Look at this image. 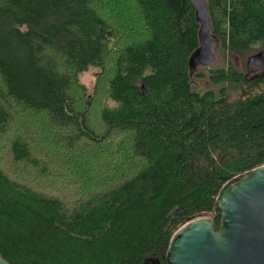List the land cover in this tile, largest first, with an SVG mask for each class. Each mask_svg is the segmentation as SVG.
<instances>
[{
	"label": "trees",
	"instance_id": "trees-1",
	"mask_svg": "<svg viewBox=\"0 0 264 264\" xmlns=\"http://www.w3.org/2000/svg\"><path fill=\"white\" fill-rule=\"evenodd\" d=\"M208 1L219 57L191 77L188 0H0L11 264H167L174 231L216 226L222 183L264 163V69L245 66L264 48V0Z\"/></svg>",
	"mask_w": 264,
	"mask_h": 264
},
{
	"label": "water",
	"instance_id": "water-1",
	"mask_svg": "<svg viewBox=\"0 0 264 264\" xmlns=\"http://www.w3.org/2000/svg\"><path fill=\"white\" fill-rule=\"evenodd\" d=\"M198 23V44L188 57L189 75L218 60L220 39L212 31L208 0H188ZM247 72L264 69V48L246 59ZM209 215L189 219L171 235L167 264H264V163L229 177L219 187ZM0 264H11L0 253ZM145 264H156L153 260Z\"/></svg>",
	"mask_w": 264,
	"mask_h": 264
},
{
	"label": "rangeland",
	"instance_id": "rangeland-1",
	"mask_svg": "<svg viewBox=\"0 0 264 264\" xmlns=\"http://www.w3.org/2000/svg\"><path fill=\"white\" fill-rule=\"evenodd\" d=\"M250 55V54H249ZM248 55V56H249ZM98 70V68L90 67L88 70L80 73L79 79L80 81L86 86L87 90L91 92L95 80V72ZM201 85L207 86L208 82L206 80H200ZM211 216V215H209Z\"/></svg>",
	"mask_w": 264,
	"mask_h": 264
},
{
	"label": "flooded vegetation",
	"instance_id": "flooded-vegetation-1",
	"mask_svg": "<svg viewBox=\"0 0 264 264\" xmlns=\"http://www.w3.org/2000/svg\"><path fill=\"white\" fill-rule=\"evenodd\" d=\"M260 70H263V69H260ZM258 71V70H257ZM256 72V71H255Z\"/></svg>",
	"mask_w": 264,
	"mask_h": 264
},
{
	"label": "bare ground",
	"instance_id": "bare-ground-1",
	"mask_svg": "<svg viewBox=\"0 0 264 264\" xmlns=\"http://www.w3.org/2000/svg\"><path fill=\"white\" fill-rule=\"evenodd\" d=\"M91 2H93V1H91ZM94 3V2H93ZM230 68V67H229Z\"/></svg>",
	"mask_w": 264,
	"mask_h": 264
}]
</instances>
